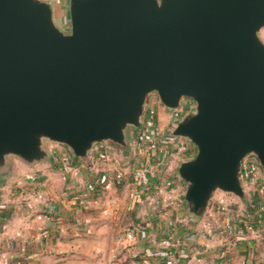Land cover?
I'll use <instances>...</instances> for the list:
<instances>
[{"label":"water","instance_id":"1","mask_svg":"<svg viewBox=\"0 0 264 264\" xmlns=\"http://www.w3.org/2000/svg\"><path fill=\"white\" fill-rule=\"evenodd\" d=\"M0 0V175L13 157L52 158L50 143L87 158L127 148L148 96L194 107L172 134L191 140L180 193L201 220L218 191L249 196L243 159L264 168V0Z\"/></svg>","mask_w":264,"mask_h":264},{"label":"crops","instance_id":"2","mask_svg":"<svg viewBox=\"0 0 264 264\" xmlns=\"http://www.w3.org/2000/svg\"><path fill=\"white\" fill-rule=\"evenodd\" d=\"M52 1L61 10L69 6V0ZM148 98L155 99L154 93ZM157 108L167 131L170 109L162 103ZM136 130L130 129L127 148L99 143L87 158L65 160L67 150L58 143L49 144L53 156L43 162L11 158V169L0 175V264H127L133 255L139 258L135 264H167L152 254L159 246L172 250L174 264H264V229L248 225L244 201L240 212L231 209L227 215L217 192L206 215L191 219L180 196L184 182L178 166L194 154L195 144L186 139V150L172 143L154 155L130 144ZM105 150L109 157L103 159ZM142 162L150 166V181L143 186L133 174ZM119 170L121 181L115 178ZM91 180L100 182L101 191L87 189ZM73 192L86 203L72 198ZM126 229L135 238L119 244L117 236Z\"/></svg>","mask_w":264,"mask_h":264},{"label":"built area","instance_id":"3","mask_svg":"<svg viewBox=\"0 0 264 264\" xmlns=\"http://www.w3.org/2000/svg\"><path fill=\"white\" fill-rule=\"evenodd\" d=\"M158 98V100L156 99ZM162 103L158 94H155V99L148 98L144 114L142 117V123L137 130L133 138L131 145H141L145 151H150L152 154H157L163 151V147L168 144H176L180 150H186L188 145L185 137L172 134V129L176 122L180 120L188 111L194 107V100L191 98H185L181 104L176 108H169L171 113L170 128L167 131L162 130L158 120V108L157 104ZM163 104V103H162ZM99 144V143H98ZM96 144V145H98ZM95 145V146H96ZM100 157L105 159L109 157L108 151H101ZM65 160L69 159V156L65 155ZM134 177L139 185H146L150 181V166L145 163L139 164L134 169ZM124 172L122 170L116 171L115 178L122 180ZM28 177L32 180L36 179V175L31 173ZM242 177L245 183V188H249L254 192L250 201H256L259 208H264V168L255 155H249L243 159L242 163ZM105 184L104 187H107ZM86 187L89 191L96 192L101 191L100 182L91 180L86 183ZM72 198L77 200L80 204H85L86 199L81 196L80 193L73 192ZM234 196V195H233ZM250 198V197H249ZM117 202V199L114 200ZM135 232L131 229L121 230L117 236V242L123 244L126 239H134ZM152 254L165 260L167 264H174L175 259L172 250L167 246L156 247ZM116 261V260H115ZM116 264V263H113ZM244 264H252L245 262Z\"/></svg>","mask_w":264,"mask_h":264},{"label":"rangeland","instance_id":"4","mask_svg":"<svg viewBox=\"0 0 264 264\" xmlns=\"http://www.w3.org/2000/svg\"><path fill=\"white\" fill-rule=\"evenodd\" d=\"M55 17H56V21L58 22V24L60 26H68L70 25V11H69V6L67 4L63 5V8L62 10L60 9V6L59 5H56L55 6ZM261 36L262 38L264 39V27L262 28L261 30ZM154 93V96L155 94H157L156 92H153ZM156 99L158 100V98L156 97ZM51 144V143H50ZM62 146H65L66 150H67V156H71V154L73 153L71 148L70 147H67L66 145H62ZM56 147V146H54ZM62 152H57L56 154H61ZM246 191L248 193V196L250 197L249 198V201L251 200V198L253 197L254 195V192L252 190H249V188L246 187ZM222 191H218V193H220V196H223V199L221 201V204H222V210L223 211H226V214L228 215L229 212H231V209L234 210V212L238 213L240 212V209L242 206V200L239 199L238 197H235V198H231L229 197L228 194L222 192ZM233 212V211H232ZM235 216V215H234ZM87 248H90V246H86V249ZM87 256V255H86ZM89 257V256H88ZM132 259V261L130 260ZM139 260V258H137V256L133 255V256H128L127 259H126V263H132L135 264V262H137ZM104 261V260H102ZM138 263V262H137ZM98 264V260H97V263Z\"/></svg>","mask_w":264,"mask_h":264},{"label":"trees","instance_id":"5","mask_svg":"<svg viewBox=\"0 0 264 264\" xmlns=\"http://www.w3.org/2000/svg\"><path fill=\"white\" fill-rule=\"evenodd\" d=\"M71 157L75 160H78L79 157H76L73 153ZM246 209L248 211V216L246 221L248 225L256 229H264V208L260 209L256 201H249L246 204Z\"/></svg>","mask_w":264,"mask_h":264}]
</instances>
